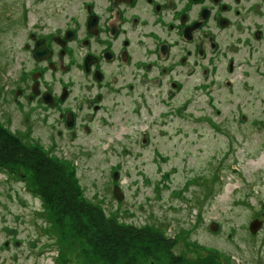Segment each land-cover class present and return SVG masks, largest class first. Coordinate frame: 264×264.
Segmentation results:
<instances>
[{
	"label": "rangeland",
	"instance_id": "1",
	"mask_svg": "<svg viewBox=\"0 0 264 264\" xmlns=\"http://www.w3.org/2000/svg\"><path fill=\"white\" fill-rule=\"evenodd\" d=\"M0 2L17 7L19 0ZM258 12L220 36L222 50L208 55L205 75L191 67L174 99L166 97L167 86L138 87L127 103L110 107L106 99L104 118L97 113L74 135L62 125H36L27 138L37 142L28 145L60 162L58 172L64 165L75 170V182L70 190L54 182L33 190L24 170L14 168L12 180L13 171L1 165L0 264H171L181 258L171 249L183 258L200 253L203 264H255V251L264 257V5ZM3 17L1 11V91L19 73L24 30L4 32ZM251 21L256 37L246 25ZM67 77L76 80L74 68ZM72 91L80 96L76 84ZM4 107L0 102L3 117ZM12 117L4 126L9 133ZM113 186L122 192L119 200ZM98 209L122 235L151 234L152 244L144 243L145 250L122 235L109 244L97 227ZM254 219L260 225L250 233ZM181 232L198 252L186 253Z\"/></svg>",
	"mask_w": 264,
	"mask_h": 264
},
{
	"label": "flooded vegetation",
	"instance_id": "2",
	"mask_svg": "<svg viewBox=\"0 0 264 264\" xmlns=\"http://www.w3.org/2000/svg\"><path fill=\"white\" fill-rule=\"evenodd\" d=\"M243 1L19 0L17 7L0 2L4 32L18 31L19 35L24 28L17 48L22 52L19 73L0 89L6 112L5 117L0 112L2 127L13 114V133L28 145L37 142L27 138L36 125L49 129L62 125L63 131L74 135V130L87 126L97 113L104 118L106 99L110 107L127 103L138 87L147 92L150 85L167 86L166 97L174 99L192 71L200 77L208 55L222 50V34L233 33L236 25L242 27L244 14L250 18L260 15L264 0ZM29 18H33L30 25ZM251 24L246 25L256 37L259 27ZM71 68L77 81L65 79ZM75 84L80 96L72 95ZM20 145L17 141L16 146ZM17 177L12 173V180ZM18 182L24 183L22 179ZM166 238L181 240L186 253L189 248L200 249L190 246L182 232L176 239ZM254 253L250 260L264 264L260 252ZM170 255L181 257L171 259V264H203L200 253L183 258L171 249Z\"/></svg>",
	"mask_w": 264,
	"mask_h": 264
},
{
	"label": "trees",
	"instance_id": "3",
	"mask_svg": "<svg viewBox=\"0 0 264 264\" xmlns=\"http://www.w3.org/2000/svg\"><path fill=\"white\" fill-rule=\"evenodd\" d=\"M5 128L0 126V168L1 165L5 168H9L14 173V168L17 170H24V174L26 175V179L31 180V189L39 190L38 184L39 183L42 188L50 187V184L53 182L57 185L58 188H61L63 190H70V185L72 184V181L75 182L73 179L75 170L67 169V167L64 165V168H61V172H58L56 169H58V164L62 165L60 162L54 160V159H48V157L45 155L46 153L41 150L37 149L31 145L24 144L20 138H18L15 134L5 132ZM21 142L20 147L16 146V142ZM20 151L21 153H18ZM63 166V165H62ZM69 170V174L66 175L65 178H53L55 174L57 173H63L64 171L67 172ZM24 175V177H25ZM51 175V176H50ZM43 181L47 183H42L39 181L40 178ZM50 183V184H49ZM74 191L77 190L76 186H73ZM81 205L76 204L74 209L76 210H82ZM100 214L98 220H97V227L98 229L102 227V232L105 236V238L108 240V243L115 244L117 240L123 239V237L119 238V236L122 235L121 232L118 231L117 225L113 223L111 220L110 222H105L104 215L102 216L103 210L98 209ZM105 214V213H104ZM46 221V220H45ZM49 225V229L51 227L50 223H45ZM109 228V232L106 230V228ZM48 229V230H49ZM147 232V231H146ZM149 233V232H148ZM111 234H115V238H111ZM125 239L131 240V242L136 240L138 243H141L144 245V243L148 242V245L150 246L153 242L151 239V234H139L136 232H131L128 230L127 235H122ZM126 236V237H125ZM106 241L104 245H106ZM148 245H144L145 250L147 249Z\"/></svg>",
	"mask_w": 264,
	"mask_h": 264
},
{
	"label": "water",
	"instance_id": "4",
	"mask_svg": "<svg viewBox=\"0 0 264 264\" xmlns=\"http://www.w3.org/2000/svg\"><path fill=\"white\" fill-rule=\"evenodd\" d=\"M116 176L117 175L115 174L114 179L116 178ZM114 189H115L114 196L119 200L122 196V192L120 191V189L117 188V186H115ZM259 225L260 223L256 219H254L252 222L248 224L247 228H249L250 233H253L255 230H257Z\"/></svg>",
	"mask_w": 264,
	"mask_h": 264
}]
</instances>
